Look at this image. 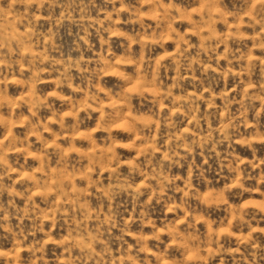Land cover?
I'll return each instance as SVG.
<instances>
[{
    "label": "rangeland",
    "instance_id": "1",
    "mask_svg": "<svg viewBox=\"0 0 264 264\" xmlns=\"http://www.w3.org/2000/svg\"><path fill=\"white\" fill-rule=\"evenodd\" d=\"M0 264H264V0H0Z\"/></svg>",
    "mask_w": 264,
    "mask_h": 264
}]
</instances>
